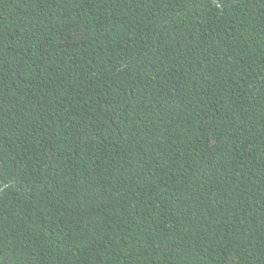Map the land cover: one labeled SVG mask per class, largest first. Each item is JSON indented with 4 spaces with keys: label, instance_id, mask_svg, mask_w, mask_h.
<instances>
[{
    "label": "trees",
    "instance_id": "trees-1",
    "mask_svg": "<svg viewBox=\"0 0 264 264\" xmlns=\"http://www.w3.org/2000/svg\"><path fill=\"white\" fill-rule=\"evenodd\" d=\"M0 264H264V0H0Z\"/></svg>",
    "mask_w": 264,
    "mask_h": 264
},
{
    "label": "rangeland",
    "instance_id": "rangeland-1",
    "mask_svg": "<svg viewBox=\"0 0 264 264\" xmlns=\"http://www.w3.org/2000/svg\"><path fill=\"white\" fill-rule=\"evenodd\" d=\"M75 32H76V34L78 35V37H79V36H84V32H83L81 29H78V30H76ZM167 90H171V89L167 88ZM231 261H233V260H231Z\"/></svg>",
    "mask_w": 264,
    "mask_h": 264
}]
</instances>
